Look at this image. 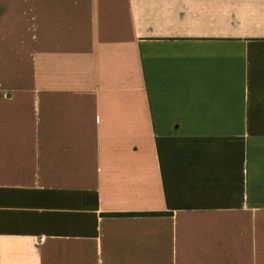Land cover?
I'll return each mask as SVG.
<instances>
[{
  "label": "crops",
  "instance_id": "crops-1",
  "mask_svg": "<svg viewBox=\"0 0 264 264\" xmlns=\"http://www.w3.org/2000/svg\"><path fill=\"white\" fill-rule=\"evenodd\" d=\"M0 264H264V0H0Z\"/></svg>",
  "mask_w": 264,
  "mask_h": 264
}]
</instances>
